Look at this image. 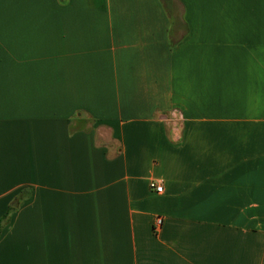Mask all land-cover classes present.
<instances>
[{
	"label": "crops",
	"instance_id": "1",
	"mask_svg": "<svg viewBox=\"0 0 264 264\" xmlns=\"http://www.w3.org/2000/svg\"><path fill=\"white\" fill-rule=\"evenodd\" d=\"M0 264H264V0H0Z\"/></svg>",
	"mask_w": 264,
	"mask_h": 264
},
{
	"label": "built area",
	"instance_id": "2",
	"mask_svg": "<svg viewBox=\"0 0 264 264\" xmlns=\"http://www.w3.org/2000/svg\"><path fill=\"white\" fill-rule=\"evenodd\" d=\"M150 188L159 194L163 193V191H164V187H163L162 182H151ZM162 225H163L162 217H156L155 223H154V231L155 232L161 231Z\"/></svg>",
	"mask_w": 264,
	"mask_h": 264
}]
</instances>
